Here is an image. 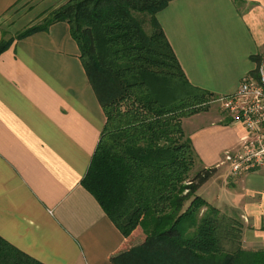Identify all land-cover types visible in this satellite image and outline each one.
<instances>
[{
  "label": "crops",
  "instance_id": "crops-1",
  "mask_svg": "<svg viewBox=\"0 0 264 264\" xmlns=\"http://www.w3.org/2000/svg\"><path fill=\"white\" fill-rule=\"evenodd\" d=\"M65 2L0 0V42L40 24ZM157 20L194 87L217 97L234 93L241 78L255 72L252 57L264 73V0H173ZM201 113L182 129L199 167L226 171L212 183L215 197L207 202L239 217L245 250H261L264 167L240 177L220 171L228 167L223 154L237 147L244 131L219 105ZM104 122L66 23L15 39L0 53V239L22 258L115 264L112 258L126 248L128 240L81 183Z\"/></svg>",
  "mask_w": 264,
  "mask_h": 264
},
{
  "label": "trees",
  "instance_id": "trees-1",
  "mask_svg": "<svg viewBox=\"0 0 264 264\" xmlns=\"http://www.w3.org/2000/svg\"><path fill=\"white\" fill-rule=\"evenodd\" d=\"M171 1L66 0L2 40L0 53L15 39L68 25L105 119L81 183L128 240L113 263L264 264V248L242 247L239 217L197 195L216 168L194 171L199 159L181 120L208 111L217 96L188 83L157 20ZM0 264L39 263L0 239Z\"/></svg>",
  "mask_w": 264,
  "mask_h": 264
},
{
  "label": "built area",
  "instance_id": "built-area-1",
  "mask_svg": "<svg viewBox=\"0 0 264 264\" xmlns=\"http://www.w3.org/2000/svg\"><path fill=\"white\" fill-rule=\"evenodd\" d=\"M231 123L240 126L244 137L233 151L223 154L221 164L230 175L240 177L264 167V73L259 65L244 75L237 90L214 101Z\"/></svg>",
  "mask_w": 264,
  "mask_h": 264
},
{
  "label": "rangeland",
  "instance_id": "rangeland-1",
  "mask_svg": "<svg viewBox=\"0 0 264 264\" xmlns=\"http://www.w3.org/2000/svg\"><path fill=\"white\" fill-rule=\"evenodd\" d=\"M50 13V12H49ZM49 13L45 16V17H43V19L40 21V23L41 22H43V20L45 19V18H47L48 17V15H49ZM17 36V34H9V36H5V38L3 39L4 41L5 40H9V39H13V38H15ZM217 104H210V107H209V109H208V111L210 112V113H214V112H216V109H217ZM208 111H206V112H208ZM204 113V112H203ZM203 113H201L199 116H205V115H202ZM189 117H187V118H184V119H182L181 120V124H182V122L184 121V120H186V119H188ZM197 117H192V120L194 121L195 119H196ZM187 132H188V130H186ZM200 167H199V165H196V168L194 169V171H196L197 169H199ZM229 167H227V166H224L223 168H222V170H220V171H223V169L224 170H229L228 169ZM225 172L226 171H223V172H219V173H216V174H214L209 180H210V182L205 186V187H203L201 190H199L198 192H197V195L198 196H200V197H202L203 199H205L206 201H208V202H211V201H213V199H214V195H215V192H214V190H213V185H212V183L215 181V180H218V183H220L219 181H221V179L222 178H224L225 176H224V174H225ZM208 180V181H209ZM236 190H238V188H235ZM231 190V189H230ZM203 193H205L204 194V196H202V194ZM139 240V239H138Z\"/></svg>",
  "mask_w": 264,
  "mask_h": 264
}]
</instances>
